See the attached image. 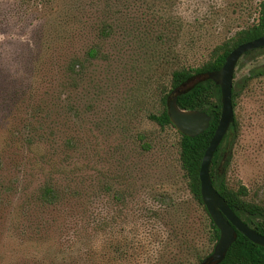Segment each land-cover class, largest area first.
Here are the masks:
<instances>
[{"label":"rangeland","instance_id":"rangeland-1","mask_svg":"<svg viewBox=\"0 0 264 264\" xmlns=\"http://www.w3.org/2000/svg\"><path fill=\"white\" fill-rule=\"evenodd\" d=\"M261 1L0 0V264H199L194 240L213 253L180 133L149 115L173 72L257 23ZM261 66L241 59L237 82ZM234 112L227 182L264 204V78ZM48 182L75 198L43 203Z\"/></svg>","mask_w":264,"mask_h":264},{"label":"trees","instance_id":"trees-1","mask_svg":"<svg viewBox=\"0 0 264 264\" xmlns=\"http://www.w3.org/2000/svg\"><path fill=\"white\" fill-rule=\"evenodd\" d=\"M263 36L264 0L261 1L259 6L258 22L247 29L237 32L229 41L217 47L208 62L197 68L174 71L171 89L168 93L165 89L161 91L159 112L149 115V119L162 128L174 127L168 116V107L170 99L176 97L177 105L181 110L204 112L211 118L210 127L200 136L190 138L180 134L179 148L181 168L185 173L189 192L193 201L201 206L207 214L214 250L220 239V231L203 203L200 181L202 162L222 115L221 89L210 76L224 67L227 57L239 46L258 40ZM262 55H264V48L248 52L241 59L252 58L256 60ZM98 56L99 52L95 48L88 52L90 60H95ZM240 62L241 60L237 67ZM83 69L84 66L78 61L71 64L69 68L73 76H78ZM258 78H264V66L253 69L242 83L237 82L235 72L233 87L234 110L238 106L242 91L249 87L251 81ZM239 138L240 123L235 117L234 123L213 158L210 170L211 179L215 189L235 214L251 229L264 236V204L252 200L250 191L246 186L240 184L237 188H234L227 182V168ZM69 144L72 145L73 142ZM70 198H75L74 192L70 188L66 187L63 189L53 182L46 183L39 194V199L49 206H57L62 201ZM236 237L237 240L228 251L225 259L217 264H264L263 247L255 245L238 231H236ZM200 250L202 251L201 248L197 247L194 240L190 247V252L197 257L199 264H202L214 253L213 251L209 255L202 256ZM186 262V258L180 255L175 264H186ZM165 264H174V258Z\"/></svg>","mask_w":264,"mask_h":264},{"label":"water","instance_id":"water-1","mask_svg":"<svg viewBox=\"0 0 264 264\" xmlns=\"http://www.w3.org/2000/svg\"><path fill=\"white\" fill-rule=\"evenodd\" d=\"M262 48H264V36L239 46L227 57L224 67L210 76L221 89L222 115L215 135L205 153L200 171V181L203 203L220 231V239L214 253L202 264L222 262L237 240L236 231L255 245L264 248V236L251 229L235 214L215 189L210 175L213 158L235 120L233 87L237 65L245 54ZM168 116L177 131L190 138L203 134L211 123L210 116L204 112L181 110L177 105L176 97L169 102Z\"/></svg>","mask_w":264,"mask_h":264}]
</instances>
